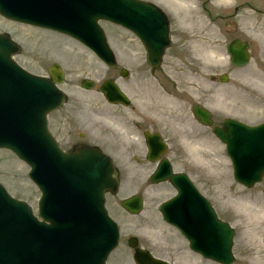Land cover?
Listing matches in <instances>:
<instances>
[{
    "label": "rangeland",
    "instance_id": "374dc122",
    "mask_svg": "<svg viewBox=\"0 0 264 264\" xmlns=\"http://www.w3.org/2000/svg\"><path fill=\"white\" fill-rule=\"evenodd\" d=\"M223 11L228 12L229 9ZM184 15L186 16L188 14H184ZM15 27H21V26L2 23L0 21V32L2 31L8 32L22 46V53L16 58L19 64L33 73L42 74L53 63H59L60 65H62V67L65 70V73L67 74L66 84H69L70 81L69 73L73 72L72 70L73 68L67 70L63 64V62L65 61L62 60L56 54L55 51L51 50L50 52H47L45 50V47L41 45V42H39L40 39L39 36H41L42 34L39 31H32L34 33H28L34 35L35 39L37 40H34L31 43H27L25 42V40H19L14 36L16 35V31L14 29ZM195 28H191L189 31H184L185 27L183 26V32H182L178 28V26H176V28H173L172 34L174 38L179 37L184 33H185L184 35L188 37L186 32H191L190 39H192V42L194 41L196 43L197 42L207 43L210 47V50H212L215 53L212 62L208 64V70L207 68L203 69L204 61L201 60L199 57V53H201L200 47H198L199 53H197L194 46L195 43L194 45L189 44L183 46V44L179 45L175 41H173L171 48L165 53L163 59V66L161 67V70L156 71L160 73H156V74L154 73L152 74V77L156 80L158 76L160 75L164 76V79H166L169 82L168 83L169 91L170 94H172V96L175 97V101L185 102L189 104L194 102H199L200 100L201 102H204L206 98H209V96H211L210 94L212 93L215 94L216 95L215 99L213 100L209 98L208 101H211L215 104L213 108L215 109V111H217L216 115H217V119L219 120V123H221L223 119H225L226 117H230V118L233 117L248 124L260 122L262 119H264V112H261L259 109L264 105V61H262L264 55V42L258 44L253 41L252 50L254 55L247 67L243 69H235V70L232 69V71H230L231 69L230 64L228 62V59L226 58V53H225V46L227 44L226 42L230 40V34L226 35L225 38L227 39L223 38L225 39L223 40L220 37H218L220 38L219 40L222 41H218V43H212L209 39H204L203 36H200L199 26L195 25ZM210 28H212L211 31L214 30L215 28V31L218 33L219 32L226 33L228 31L230 32V27L223 28L221 24H217L216 26H211ZM104 30L106 31L105 33L108 36V40L112 45V48L114 49V51H117L116 59H117L118 67L120 66L125 67L129 73L128 77L126 79H123V81L117 77V70H115V72L105 71L106 72L105 77L116 76V78H118L120 83L124 82L123 84H125L127 88L134 89L133 80L135 79L136 75L138 77H142V76L145 77V75H147L146 73L142 72V70H145V66H143L141 61L134 62V61H130V59L128 60L126 59L127 57L129 58L132 57L131 53L132 50H134V47L129 41H127V37H125V33L123 34L124 35L123 37L121 36V33L119 35L115 29H113L108 25L104 26ZM57 46L59 50H62V48H64L66 45L59 42ZM183 50L185 51L184 57L182 54ZM85 53L86 54L84 55H88L86 51ZM75 54H80V53L76 50L73 53V55ZM181 58L184 59V61L179 62ZM176 59L179 61H177ZM82 62L85 64L86 60H82ZM211 64H212V68H210L209 66ZM78 67L85 69L87 71H89V69H93L92 64H88L84 66L79 65ZM222 74H226L228 76V81L226 85H220L217 81H214L213 83L210 81L211 76L215 75L216 77H219ZM86 75L90 76L89 74ZM167 75L168 78L166 77ZM103 77L104 76L96 78L95 81L99 82ZM177 80H180L179 83L177 82ZM187 80H190V85L187 84L186 82ZM139 81L142 82V80ZM83 95L89 96L94 94L72 93L68 95V100L69 102L81 101ZM219 99H222L224 101L220 102ZM230 111H231V115H230ZM61 117L62 115L60 113H57L54 116V118L53 117L50 118V122L51 124L54 125L61 122L66 124L65 131H63L62 129V125L59 127L60 138L62 139V142L65 143L67 142V137L65 133H67V131L72 128V122L71 119H69L70 121H63V120L61 121ZM70 134L72 133L70 132ZM220 146H221L220 143L219 144L217 143V146H215V150H216L215 160L218 163L217 166H215V169L212 168L209 169L207 167L201 166L202 172H198V173L193 172L197 178L195 179L200 186H202V182L204 184L206 183L207 184L206 187L214 193L219 192L218 188L221 190V188L226 187V183L228 184L230 183V195L231 198L233 199L231 203H233L234 201H242L243 198L241 197L244 196V194L246 193L244 190H241L240 187L233 182L231 178L230 170L228 168L229 167L228 161L226 160L224 153L222 151L220 152ZM26 172H27V168L25 167V165L18 162L14 156H12L8 152L0 151V182L6 187V189L14 197L26 201L32 207L35 208L36 193L34 187L32 186V184H30V182L26 178ZM214 174L218 175L217 178L218 183H216L215 176L213 177V179L210 178L207 179V175L211 176ZM213 180H215V182ZM118 197L120 198L123 197V194L119 195ZM149 202L151 203V207L153 206V204L157 203L156 200H151ZM110 206L115 209V205L112 201H110ZM228 207H230V209ZM222 208L224 210L228 209V211H230L226 213L227 216H230V221L238 223L240 225L238 227L241 230L242 223L244 220L243 214L234 210L231 206H227L226 203ZM146 209L147 210L150 209L148 205ZM115 210L118 212V215H116V217H118V219L123 224L126 223V231L124 232V234L125 235L129 234L133 226L136 225L137 223L136 220L134 219V217H129L126 214H124L120 208H116ZM142 222L143 220L139 221L138 223H142ZM158 223L160 224V222ZM158 223L152 222L151 224L154 227H158ZM161 248L163 247L159 245L156 248V251ZM242 249H243V242H241L238 238L234 246V255L236 258L235 264H242L243 262L247 261L246 258L247 256H245L246 253L244 254ZM120 256L122 258L125 257L126 256L125 251L123 250L120 251ZM118 261L116 257H114L113 262L110 261V263L118 264ZM187 261L191 262V260H187Z\"/></svg>",
    "mask_w": 264,
    "mask_h": 264
},
{
    "label": "bare ground",
    "instance_id": "6f19581e",
    "mask_svg": "<svg viewBox=\"0 0 264 264\" xmlns=\"http://www.w3.org/2000/svg\"><path fill=\"white\" fill-rule=\"evenodd\" d=\"M170 1H171L172 5H174L176 10L181 8V6H184V9L188 10V8L191 5H194V0H170ZM213 5L216 8H221V7L230 5V0H213ZM192 24L193 23H190V21L187 20L188 27ZM209 34L213 35V36L216 35L215 32L207 33L208 36H209ZM122 36L124 37V35H122ZM31 37H32V42L34 40H37V39H35L34 35H31ZM39 42H43V46L45 47V50L54 48L53 45L48 44L49 42L46 41L43 36H41V38L39 39ZM194 46H195L197 53H199L198 47H200L201 53H199V57L201 60L204 61L203 69L207 68V70H208V64L212 62V59L214 58L215 53L212 50H210V47L207 43L197 42V43H195ZM76 50L80 54H84V52L80 51L73 44H69L66 48H64L62 50H59V48H58L57 52H58V56L62 60H64L66 63L69 64L70 61L73 59V57H74L73 53ZM32 54H33V52H32ZM182 54L184 57L185 56L184 50H183ZM171 57H174V56H171ZM263 58H264V55H263ZM181 61H184V59L181 58L179 62H181ZM93 64H94L95 68H97V65L95 63H93ZM209 66H210V68H212V64ZM97 72H98V70L94 69L90 73L96 74ZM139 80H138V77L136 75V79L133 80L134 89L127 88L126 85L123 84L124 88L126 90L130 91L133 94V96L136 98V99H134V101H135L138 109L142 110L145 108L146 110H148L149 114L158 115V116L165 114L166 111L170 110L172 112V116L170 118V121L174 122L177 119L176 113L178 112L179 109H178V105L175 101V98L172 99L173 96L170 95L169 90L166 89V90H164V93H159V95H158L156 90H154V88L152 86H143L144 84L139 83ZM179 81L180 80H177L178 83H179ZM186 82H187V84L190 85V80H187ZM153 92L156 93L157 96ZM100 100H101L100 97L97 95H92V96L88 97L87 101H88L89 105L91 106L93 112L100 110L101 105H102ZM219 101L223 102L224 100L219 99ZM131 115L132 114L130 113L129 117H131ZM103 117H105L107 119H104V118L101 119V117L100 118L96 117V118H94V122L90 123V124L91 125L93 124V126L97 127L98 129L100 128V126H103L104 124H106V125H109L112 130L113 129H116V131L122 130L123 125L120 123L119 119L115 118V116L111 117V114L109 112H106L103 114ZM128 119H130V118H128ZM193 140H195V139H193ZM180 142H182V141H180ZM198 145L203 147L202 150H204V151H207L211 148L209 143L198 144ZM198 145L196 146V145L191 144L189 142L187 144L186 143L182 144L181 146H182V148L186 147L188 159L193 158L195 161V164L202 165V166L208 167V168H214L215 165L217 166L218 163L215 162L216 161L215 160L216 154L214 156H212L214 149H211L210 152L207 151L201 155L200 152L202 150H200L198 148ZM204 151H202V152H204ZM162 194H163V192H161V190H159V189L150 193V195L152 196V199H157ZM250 194L254 195V201L253 202L249 201V199L253 200V196H249ZM222 197H224V196H222ZM227 198L229 201L231 199L230 206L234 210L240 212L241 214H243V216H249L248 220L251 222V224L254 225L255 227L261 229V232L264 231V198L257 200L258 199L257 194L251 193L249 191L246 192V194H244V196L241 197V198H243L242 201H234L233 203H231L233 201V199L231 198V195H230V197L227 196ZM205 211H206L205 207H203V209H201V210H199V209L196 210V215L194 217H190V219L188 220L190 228L193 227V223H196V224L199 223V220L202 217H204ZM183 215L185 217L189 216L186 213H183ZM159 230H161V226H160ZM185 232L188 236L192 237V234H191L189 229H186ZM206 233H207V235L210 234V228L206 229ZM168 234H171V232H168ZM193 239L196 242H202L203 240H205V237L195 236V237H193ZM250 240H251L250 238L245 237V236H242L240 239V241L244 243L243 252H244V254L246 253L245 256H250L252 258L250 261L251 263H249V264H264V254L263 253H260V254L250 253V254H248L249 252L246 248V246L249 245L250 243H253L254 245L258 246L259 248L262 247L260 245L261 238H259L257 236V237H255V240L253 242H249ZM256 242H258V243H256ZM177 260H180V261L182 260V262H181L182 264H187V261L184 260V258L181 256H177ZM202 262H205V261L202 260ZM233 262H234V260H233ZM233 262L231 264H233ZM191 264H196V263L192 262ZM205 264H207V262H205Z\"/></svg>",
    "mask_w": 264,
    "mask_h": 264
},
{
    "label": "water",
    "instance_id": "95a60500",
    "mask_svg": "<svg viewBox=\"0 0 264 264\" xmlns=\"http://www.w3.org/2000/svg\"><path fill=\"white\" fill-rule=\"evenodd\" d=\"M96 17V16H95ZM95 17H93V19H95ZM100 18H109V19H112V20H114L113 18H111L110 17V15L109 14H104V15H100ZM108 19V20H109ZM115 21V20H114ZM229 53H230V47H229ZM234 54V57L237 59V61H238V63H236V64H238V65H240V64H242L243 62H244V60H245V57L242 55V52H231V55H233ZM40 85H42V84H40ZM48 109V107H47V103H43L41 106H40V113H41V117H42V115H44L45 113H46V110ZM32 126V125H31ZM42 129H44V126H43V123H42ZM29 129H30V126H24V125H21V124H19L18 126H17V129L12 133V130H8L7 132H4V135L5 136H9V137H12L13 138V140L10 142V145H8V144H4V146H7V147H9V146H15V145H18L19 146V143H18V141L21 139V137H20V134L22 133V134H28L29 133ZM24 136H26V135H24ZM30 136V135H29ZM29 136H27V138H28V140L27 139H25L24 137H22V138H24L25 139V144L24 145H21L22 147V151H20V153L19 152H17L15 149V151L22 157V158H24L23 156H26V155H28V154H30V153H33V150H34V144L35 143H31V142H33V140H31L30 139V137ZM220 136V138L222 139V140H224L225 141V138H223V136L222 135H219ZM11 148V147H10ZM13 149V148H12ZM34 156V155H33ZM24 159H26V158H24ZM103 174H104V172H103ZM106 174V173H105ZM106 178H107V175H106ZM22 213H24L25 214V212L23 211ZM28 224H26V226H27ZM109 231H111V228L108 230V232ZM22 253V250H19L17 253H15V255H18V254H21ZM29 258H30V256H29ZM22 261H24L25 262V264H29V261H33V259H24V260H22ZM21 264H24V263H22L21 262Z\"/></svg>",
    "mask_w": 264,
    "mask_h": 264
},
{
    "label": "flooded vegetation",
    "instance_id": "af4514ba",
    "mask_svg": "<svg viewBox=\"0 0 264 264\" xmlns=\"http://www.w3.org/2000/svg\"><path fill=\"white\" fill-rule=\"evenodd\" d=\"M235 17H236L235 10L234 9L230 10V29H235L236 27Z\"/></svg>",
    "mask_w": 264,
    "mask_h": 264
}]
</instances>
